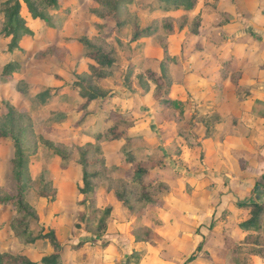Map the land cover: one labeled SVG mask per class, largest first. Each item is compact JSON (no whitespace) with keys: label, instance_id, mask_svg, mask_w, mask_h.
I'll return each mask as SVG.
<instances>
[{"label":"rangeland","instance_id":"374dc122","mask_svg":"<svg viewBox=\"0 0 264 264\" xmlns=\"http://www.w3.org/2000/svg\"><path fill=\"white\" fill-rule=\"evenodd\" d=\"M3 1L0 128L22 137L27 148L24 198L38 215L29 227L36 235L54 230L62 247L58 264L248 262L251 251L240 253L253 248L256 237L264 244V236L232 232L241 228L230 217L231 208L248 199L237 190L244 180L239 170L245 161L238 156L244 141L233 139L244 120L247 95L260 87L264 74V0H188L191 10L182 5L187 0H132L122 4L118 21L99 20L95 11L103 10L95 0H59L53 9L43 4L41 21L22 12L31 37L13 50L3 31ZM124 19L129 21L123 24ZM135 21L156 30L130 42ZM85 39L111 49L116 66L99 85L106 100L93 101L80 120V91L74 83L88 73ZM165 53L174 56L168 65L170 98L182 102L176 121L155 105L152 92H143L137 78L157 69ZM10 63L16 68L7 79L3 69ZM126 73H131L129 81ZM259 102L255 97L257 112ZM106 131L110 137L127 138L109 142L102 139ZM13 155V141L1 137L0 198L16 195ZM132 156L155 165L143 177L151 181L149 186L129 181L134 162L127 160ZM85 159L88 171L97 173L86 194ZM120 179L128 182L134 211L114 195ZM149 192L160 202L140 209L141 201L135 199ZM108 204L114 217L112 213L97 235L89 218ZM14 216L11 202L0 204V253H21L38 263L53 253L48 239L22 243L9 226ZM20 221L16 226L21 232L25 220L22 226ZM141 226L157 231L160 239L151 236L154 246L135 241L132 231ZM144 229L135 232L146 237ZM74 250L79 251L74 255Z\"/></svg>","mask_w":264,"mask_h":264},{"label":"trees","instance_id":"16d2710c","mask_svg":"<svg viewBox=\"0 0 264 264\" xmlns=\"http://www.w3.org/2000/svg\"><path fill=\"white\" fill-rule=\"evenodd\" d=\"M98 7L103 11H95V16L99 20L105 21L106 19H119V12L121 10L122 4H130L132 0H95ZM155 2H164L170 0H154ZM182 5L187 9L191 10L193 4L191 5L190 1ZM43 4L48 8H55L59 5V0H4L1 2V11L3 12V31L5 36H10V41L8 43L9 49L23 48L20 45V41L25 37L30 38L32 30L28 26L26 17L23 16L22 12L25 13L30 20L41 21L44 20L42 14ZM177 4V3H176ZM136 18V17H134ZM129 20L124 19L123 24L127 23ZM156 30L155 27H141L139 23L135 21V24L132 27L130 42H135L138 39L147 36L151 32ZM25 42V39H24ZM86 47L90 48V51L86 53L85 58L87 59L88 73L84 75H79L78 80L74 83V86L80 91L81 103L78 107V110L82 112L80 120H83L86 116L85 114L89 112L88 108L90 104L95 100H106V94L102 92L99 85L109 77L111 74V69L116 66V60L113 56L112 50L104 48L100 45L94 44L91 40L85 39L82 42ZM174 59L169 53H165L164 59L160 62L157 69H147L144 73L137 74L138 84L143 89L144 92H149L151 90L152 96L155 101V105L161 108V111L164 110L166 116L168 115L173 120H179L182 115V102L171 99L170 95L172 93L173 82L169 73V62ZM16 68L13 64H7L3 69V74L5 78H9L12 70ZM132 68V65L131 67ZM132 70V69H131ZM127 74V73H126ZM131 75V73H130ZM129 73L126 75L127 81L130 80L131 76ZM170 110V111H169ZM171 110H176L171 112ZM175 116V117H174ZM79 120V121H80ZM132 121H129L128 124L132 125ZM78 124V123H77ZM77 124L75 126H77ZM103 133V132H102ZM100 135L97 136L99 139ZM129 136V135H128ZM9 137L13 141L14 155L11 160L12 171L14 174V179L16 182V195L6 194L3 198H0V204H6L11 202L15 208L16 216L12 217L9 222V226L14 232L15 236L22 243H34L39 239H48L51 247L53 248V253L50 255H45L41 258L40 263L42 264H58L61 259V245L58 242V239L55 235L53 229H50L47 233L34 234L31 228L29 227L30 220H37L38 215L35 209L26 201L24 198V192L26 187L27 179V148L25 147L22 137L19 135H14L11 131H7L3 128H0V138ZM127 138L125 136H108V131L105 135L103 133L102 139H106L109 142L120 141L121 139ZM139 150V149H138ZM138 150L136 154H138ZM83 153V157H84ZM63 159V156H60ZM151 157H149L150 159ZM104 160V159H103ZM85 161H87L85 159ZM128 162H134L132 168V174L129 181L132 184H143L146 182L149 186V180L143 181V177L150 174L151 170L154 169L155 165H151L147 161H135L134 157H130ZM105 162V161H104ZM89 162L87 161L82 164V181H83V193H87L93 187L90 185V179L95 177L97 173H92L88 171ZM119 169V166L114 165ZM264 178V176H263ZM126 183L124 179L119 180V186L114 189V195L119 200L122 201L125 205L124 207L130 211H134L133 205H131L130 197L127 194H130L131 191H126ZM163 184V183H161ZM127 192V193H126ZM143 195V194H142ZM136 201H141L140 209H144L148 204L157 205L161 199H156L152 194H146L144 196L138 197ZM238 207H247L249 208L250 217L239 223V227L242 230H253L254 232H260L261 222L264 219V202L263 203H239ZM112 218V205H106L102 209H97L95 211L94 218L90 217L91 225L96 228L97 235H101L105 231L106 225L110 222ZM20 221V225L24 224L23 231H19V228L16 226L17 220ZM136 228H145L144 231L147 232L146 237H142L137 232ZM132 231L135 241H145L149 242L151 245L156 243L151 236L160 239L159 235L152 232L149 227H136ZM100 232V233H99ZM257 237L252 242H256ZM251 244V243H250ZM259 245V244H258ZM251 246V245H250ZM37 261L29 259L24 254H9V253H0V264H37Z\"/></svg>","mask_w":264,"mask_h":264},{"label":"crops","instance_id":"0c3cea01","mask_svg":"<svg viewBox=\"0 0 264 264\" xmlns=\"http://www.w3.org/2000/svg\"><path fill=\"white\" fill-rule=\"evenodd\" d=\"M254 86V85H253ZM257 86V85H256ZM258 88H261V91L256 92ZM256 89V90H255ZM250 89V94L247 98V109L245 110L244 120L240 122L239 127L235 130L234 141L243 140L241 145L244 147L242 153H238L239 157L244 159V165L242 166L243 170L240 173L244 174V180L239 185L238 193L242 198L248 197L246 203H263L264 202V74L260 80V87ZM144 92V91H143ZM151 92V90L149 91ZM148 93V92H145ZM259 96L260 98V110L257 112L254 106V98ZM93 104V103H91ZM90 104V105H91ZM89 110V109H88ZM243 119V118H242ZM174 121V120H171ZM134 124V122H133ZM236 145V144H235ZM237 146V145H236ZM238 169L236 168L235 171ZM257 181V183H256ZM237 186V185H235ZM243 187V189H242ZM242 202V201H240ZM165 205V203H164ZM156 206V205H155ZM160 208V207H159ZM249 208L247 207H238L233 206L231 208L230 217L233 218L236 222H242L250 217ZM112 213L114 217V208L112 207ZM128 223H126L127 226ZM157 232V231H154ZM234 235L240 234L242 237L244 234L256 233L253 230H233ZM260 235L264 236V219L261 222ZM241 237V238H242ZM141 245L139 242L136 246ZM253 248L246 247L244 252L240 253L247 254V251H251L247 254L250 256L248 262L242 264H264V244H250ZM79 250H74L73 254ZM229 253L225 255L229 256ZM73 255V256H74ZM235 255V254H234ZM230 257V256H229ZM238 258V257H237ZM75 259V257H74ZM231 264H237L238 261L234 260L230 262ZM42 264V263H37ZM100 264V263H99Z\"/></svg>","mask_w":264,"mask_h":264}]
</instances>
